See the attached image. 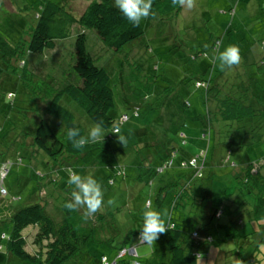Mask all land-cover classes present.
I'll return each instance as SVG.
<instances>
[{"label":"rangeland","instance_id":"374dc122","mask_svg":"<svg viewBox=\"0 0 264 264\" xmlns=\"http://www.w3.org/2000/svg\"><path fill=\"white\" fill-rule=\"evenodd\" d=\"M53 1L60 2V0ZM87 2L88 0L67 1L69 7L77 14ZM27 4L33 6L22 11L21 16L18 15L17 9H22ZM36 9V0H0V34L2 33L7 39L17 38L27 25L35 21ZM149 19L151 20V17L141 20L144 34L134 42L138 43L139 47L134 50L138 53H135L132 58L131 56L126 57L125 48L127 46L119 52H114L105 48L92 30L86 32L87 50L94 58L95 64L103 67L111 78L113 108L109 110V114L116 119L124 113L129 114L134 106H138L139 115L138 117L131 116L126 123L119 126L121 132L127 137L125 146L118 143L116 135L105 129L104 141L101 140L100 147L89 152L83 157V161L78 163V174L91 175L102 186L104 202L99 212L102 214L101 218L104 217L103 224L109 226L117 221L121 223V227L120 230L116 229L112 248L105 242L94 243L91 240L67 264H99L102 254L107 256L108 260H112L119 243L118 238L121 237L120 231L125 233L124 229L129 228L140 232L142 208L147 201H150L151 206L156 210L161 212L167 210L171 213V220L176 225L182 224V228L188 232L194 228L193 223L196 224L199 221L197 217L200 210H203L205 215L208 210L211 212L221 207V216L212 218L210 221L212 224L207 226L212 242L204 243L199 247L203 256L197 258V264H223L224 259L226 262L224 264H237L238 255L232 252L236 251L239 241L226 235L225 228L217 224L228 225L229 220L241 222L237 226L241 235L249 232L252 226L253 230L257 227L254 222L249 223L246 218L247 209L243 210V206L249 207L246 202H250V196L241 194L237 189L235 177L236 173L242 175V168L245 164L264 158L263 75H257L256 79L250 81L251 87H255L254 90L257 89L258 99L260 97V105L259 103L256 105V108L261 110L260 114L248 122L249 125H253L254 129H250L249 126L240 128L236 130L233 137L232 134L235 131L227 132L226 130L230 128L222 130L220 142L229 140V138L226 139L229 137L228 133L230 139L233 140V144H230L232 151L230 154L225 149L218 150L211 131L207 160L202 170L203 177L194 181L196 191L205 189L203 206H197L194 209L196 216L186 209L185 215L189 217L187 218L180 210L172 209V191L167 192L163 202L157 206L155 204L159 187L157 177L153 178L152 184L148 183L146 175L141 177L140 181L136 178L140 170L137 165L142 162V159L154 154L153 152H157L160 148L159 144L150 145L153 143L150 136L153 133L158 135L161 126L165 127L167 137L169 136L171 140L174 138L172 109L176 106L173 104L175 98L180 96L182 100L188 98L193 105L194 111L192 112L204 113L201 91L192 90L190 86L175 90L170 97L157 98V89L165 86L166 80L171 82V80L179 79L180 76L194 78L197 74H204L203 70L207 67V70L209 68L213 70L211 74L214 77L223 76L221 77L222 82H235L234 78L231 79L232 73H237L240 77L236 80L240 83L249 73L263 69L258 65V61L264 55V0H196L194 8L190 10L182 8L176 15H168L166 19L154 23L150 21V26L146 23ZM77 32L78 27H73L71 35L66 39L57 40L56 48L45 52L44 56L28 54L26 57L29 65L37 69L41 78L52 81L56 87L74 83L79 79L73 71L74 40ZM216 40H220L218 51H223L228 45L239 48L241 62L238 66L223 70L219 67V61L215 59L218 51L216 52L213 48ZM200 50H203L205 56L197 53L201 52ZM192 56H196V59H191ZM126 59L130 63L141 65L139 73L129 67ZM0 65L3 66L1 62ZM154 66H157V70ZM13 75L4 69L0 77V161L8 158L13 162L10 172L4 179L7 194L0 195V220L8 219L23 206L41 202L43 190L49 193L45 197H50L54 191L50 185L42 189L38 187L35 174L46 173L51 168L39 160L32 159L31 147H29L31 134L39 120L46 118L43 102L37 100L35 102L27 95L18 76ZM163 75L168 79H162ZM140 76H157V81L154 83L157 86L150 87L144 84ZM187 89L192 93H189ZM9 92L13 94L12 98L7 97ZM151 92L155 97L149 95ZM61 104L75 115L76 122L83 125L87 134L93 123L89 121L83 110L67 97L63 98ZM153 104L154 107H152ZM177 108L181 110L182 104H177ZM201 130L202 135L206 129ZM196 131L192 128L188 130L191 135H196L194 138L200 134ZM198 139L197 149H206V141L203 138ZM180 149L184 150L183 147ZM18 156L21 158L19 164L15 162ZM116 166L123 169L124 179H117L113 186H108L106 177L112 174ZM187 172V169H180L178 174ZM66 173L62 169L59 176ZM53 201L46 208V212L57 221L62 218V211L59 207L62 199H53ZM93 218L95 217H90L94 223ZM204 220L206 222V216ZM0 225V233L8 235L11 229L10 222L6 221ZM29 228L24 233H27ZM103 235L102 232L99 233V237ZM167 236L168 232L160 235L153 245L139 244L132 238L129 247H136L140 264H167L170 255L166 244ZM255 246H244L239 258L242 264H254L249 255L254 251ZM1 256L3 255L0 254ZM258 258H262L264 262V246H260ZM124 259L126 262L130 261L129 256Z\"/></svg>","mask_w":264,"mask_h":264},{"label":"trees","instance_id":"16d2710c","mask_svg":"<svg viewBox=\"0 0 264 264\" xmlns=\"http://www.w3.org/2000/svg\"><path fill=\"white\" fill-rule=\"evenodd\" d=\"M67 1L36 0L35 21L27 25L21 35L14 39H7L2 33L0 34V62L3 65H0V77L6 69L18 76L27 95L33 98L35 102L36 100L43 102L46 118L39 120L31 134L30 155L32 159L39 160L51 168L46 173L35 174L38 187L42 189V187L50 185L54 189L50 197H45L49 193L43 190L41 202L23 206L8 219L0 220V224L6 221L10 222L11 227L8 235L3 232L0 233V254L3 255L0 257L1 264H67L91 240L94 243L105 242L112 248L113 236L116 235V229L119 228L120 230L121 227V223L117 221L109 226L103 224L104 217L101 218L100 212L93 216L95 217L93 223L90 218L83 219V209L69 212L64 207V203L71 198L72 188L67 183L69 172L78 174V163L82 162L83 157L89 152L99 148L101 141L85 145L83 149L73 148L66 135L67 129L77 127L82 135H86L85 128L81 123L76 122L75 115L63 106L61 101L64 97L69 98L83 110L93 124L103 120L105 129L110 130L111 134L114 131L113 125L119 127L126 123L131 116L138 117V106H134L129 114L124 113L116 119L109 114V110L113 108L111 78L103 67L95 64L94 58L87 50L86 32L92 30L103 46L114 52H119L127 46L125 48L126 57L131 56L132 58L135 53H138L134 50L138 49L139 44L134 42L143 36L144 26L141 22L139 26H133L114 7V0H88L78 14L73 12ZM29 6L31 8L33 5L27 4L22 9H17L18 15L29 9ZM181 9L179 6H173L172 0H153L155 17L146 20V23L150 26V21L154 23L166 19L168 15L178 14ZM75 26L78 27V32L74 40L73 71L79 79L74 83L56 87L52 81L41 78L37 69L29 65L26 57L28 54L44 56L45 52L53 51L56 48L57 40L68 38ZM219 42L220 40H216L213 43L216 52L220 45ZM200 51L197 53L205 56L203 50ZM196 56H192L191 59L195 60ZM126 62L133 71L139 73L141 65L130 63L127 59ZM258 65L262 66L263 69L249 73L245 80L243 79L240 83L237 81L240 77L237 73H232L231 79L234 78L235 82H222L221 77L223 76L214 77L211 74L213 70L210 68L207 70L206 67L203 70L204 74H197L194 78L180 76L179 79L171 80V82L166 80L165 86L157 89V98L170 97L175 90L188 88V86L192 90L199 89L205 108L203 114L194 113L192 112L194 111L193 105L188 98L184 100L181 99V96L175 98L173 104L176 106L172 109L174 112V138L171 140L169 136H166L163 126L160 129L157 128L159 129L158 135L153 133L150 136L153 139V143L150 145L159 144L160 148L157 152H153L154 154L148 155L144 160L142 159V162L137 165L140 170L136 178L141 181L146 175L148 183L152 184L153 178L157 177L159 183L155 198L157 206L163 202L165 194L169 191L173 192L172 209L180 210L183 216H187L185 215L186 209L194 214V209L197 206H203L205 189L196 191L194 181L203 177L202 170L207 160L211 131L218 150L225 149L230 154L232 152L230 144H233V140L230 139L229 133L235 131L232 134L233 137L237 132L236 130L240 128L249 126L250 129H254L253 125H249L248 122L260 114L261 110L256 108L258 103L260 105V97L258 99L257 89L254 90L255 87H251L250 84L257 78V75L264 76V55L258 61ZM154 68L157 70V66ZM156 78L157 76H140L144 84L150 87L157 86L154 85L157 81ZM163 78L168 79L165 75ZM187 90L192 93L189 89ZM251 90L254 92H250ZM150 94L155 97L154 93L151 92ZM12 96L11 92L7 94L8 98H12ZM177 104H182L185 109L181 108L180 110L177 108ZM177 113L179 114L178 117L175 116ZM123 117H125L124 120H122ZM191 128L197 130L198 133L202 132V128L206 131L204 130L202 135L200 133L194 138L196 135H191L188 132ZM225 128H230V130H226L229 132L227 134L229 137L226 139L229 138V140L220 142L222 130ZM198 138H203L206 141V149H197ZM180 147H183L184 150H181ZM15 162L19 164L21 158L18 156ZM12 163L8 158L0 161V172L1 168L6 166L8 168L7 176ZM62 169L67 173L59 176ZM180 169H187L188 172L178 174ZM121 171L123 169L116 166L112 174L107 175L106 184L113 186L117 179H124L125 175L118 174ZM4 179L0 185L5 190L4 195H6ZM235 179L237 189L241 194H249L250 196V202H246L249 207L243 206V210L247 209L246 218L249 223H255L256 230H253L251 225L252 229L241 235L237 228L241 222H234L233 220H229L228 225L217 224V226L224 227L226 235L238 239V247L235 252H232V254L238 255L236 262L241 257L240 254L243 252L244 246L256 245L249 258L254 264H264L262 258H258L260 246H264V158L245 164L242 168V175L236 173ZM0 195L4 196L1 193ZM53 199H62L59 205L62 218L57 221L46 212L48 205L54 202ZM207 212L204 215L203 210L199 211L197 217L199 221L196 224L193 223L194 228L189 232L182 228V224L176 225L172 220L170 221L171 228L167 231L166 239L170 254L167 264H197V258L203 256L199 247L204 243L210 244L212 242L208 233V227L212 224L210 221L212 218H219L222 209L218 207ZM194 215L196 216V214ZM204 216L207 218L206 222ZM187 218L189 217L187 216ZM191 219L197 221L195 218ZM245 226L246 224L243 228ZM27 228H29L27 233H24ZM124 230L125 233L120 231L121 237L118 238L119 243L115 248L116 251L111 258L112 260H108L107 256L102 254L99 264H140L136 247H129L132 238L140 244L138 240L140 232L129 228ZM99 231L104 234L102 237H99ZM130 248H134L135 255L128 253L120 255L123 249L128 250ZM127 256L130 257V261L126 262L124 258ZM224 263H226L225 259L223 260Z\"/></svg>","mask_w":264,"mask_h":264},{"label":"clouds","instance_id":"9594fccd","mask_svg":"<svg viewBox=\"0 0 264 264\" xmlns=\"http://www.w3.org/2000/svg\"><path fill=\"white\" fill-rule=\"evenodd\" d=\"M172 5L190 10L195 7L196 0H172ZM114 7L133 26H139L141 20L155 17L153 0H114ZM215 59L219 61V67L222 70L233 68L241 62L240 50L237 46L228 45L223 51H218ZM104 125L103 120L95 122L86 135H82L77 127H69L66 135L73 148L83 149L85 145L90 143L95 144L101 140L104 141ZM113 127L112 133L116 135L118 143L125 146L127 137L118 126L113 125ZM118 174L124 175V172L121 171ZM67 183L72 191L71 198L64 203V207L69 212L83 209V219L87 220L102 209L104 202L102 186L93 176H82L70 171ZM171 218V213L167 210L158 211L151 206L150 201H147L142 208V226L139 229L140 235L138 237L140 244L153 245L161 234L170 230ZM237 264H242V262L238 260Z\"/></svg>","mask_w":264,"mask_h":264},{"label":"built area","instance_id":"2783aa9c","mask_svg":"<svg viewBox=\"0 0 264 264\" xmlns=\"http://www.w3.org/2000/svg\"><path fill=\"white\" fill-rule=\"evenodd\" d=\"M125 119V117H123L122 118V120H124ZM7 172H8V168L6 167V166H3L2 168H1V172H0V184H2V179H4V177L6 176V174H7ZM0 193L1 194H5V190L3 189V187L0 185ZM125 253H128V254H130V255H135L136 253H135V250H134V248H130V249H123L121 252H120V255H123V254H125Z\"/></svg>","mask_w":264,"mask_h":264},{"label":"crops","instance_id":"0c3cea01","mask_svg":"<svg viewBox=\"0 0 264 264\" xmlns=\"http://www.w3.org/2000/svg\"><path fill=\"white\" fill-rule=\"evenodd\" d=\"M178 115H179V114L177 113L175 116L178 117ZM172 118H173V117H172Z\"/></svg>","mask_w":264,"mask_h":264}]
</instances>
